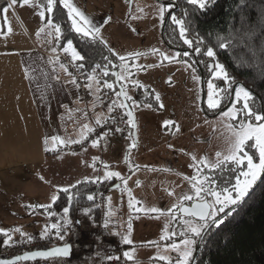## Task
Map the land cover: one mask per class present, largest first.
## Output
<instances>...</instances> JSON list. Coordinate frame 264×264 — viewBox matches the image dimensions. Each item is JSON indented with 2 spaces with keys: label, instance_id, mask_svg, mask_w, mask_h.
I'll list each match as a JSON object with an SVG mask.
<instances>
[{
  "label": "rangeland",
  "instance_id": "1",
  "mask_svg": "<svg viewBox=\"0 0 264 264\" xmlns=\"http://www.w3.org/2000/svg\"><path fill=\"white\" fill-rule=\"evenodd\" d=\"M32 1L39 7L37 0H30V3ZM88 1L91 6L98 5L96 0ZM106 1V4L111 5L110 11L114 8L113 12L110 14L108 10L99 14L96 26L100 28V36L108 48L118 58L126 57L124 62L121 61L119 74L123 73L127 77L120 81L132 97L129 102L135 117L136 139L128 124L125 136L119 132H103L101 141L99 137L97 146L93 147L92 141L95 139H90L89 132L84 128L89 118L82 115L80 119L84 124L81 123L83 129L80 128L79 134L82 136L78 140H84L85 144L81 147L73 150L62 148L46 156L47 161L44 159L41 163L28 155L0 157V233L14 238L21 236V232L26 234L48 225V212L28 206L51 204V197L59 189L80 180L76 178L77 171L89 174L93 167V178H97V170H101L102 177L106 171L120 174V178H113L115 183H120L121 193L111 189L109 202L115 209H118L117 205L121 208L118 230L122 241L124 236L129 235L128 224L132 225L129 236L131 243L122 245L123 253L131 255V259L124 255L125 264H176L178 253L169 246L173 243L179 245L182 240L190 238V234L182 235L184 237L179 239H175V236L185 232V221L192 219L181 216L174 205L191 202L182 201L180 197L184 194L194 195L189 178L197 175V166L200 178H206L207 168L199 165L200 159L206 157L210 163H214L217 152H226L229 133L224 125L229 121L223 119L221 113L236 103L235 91L231 106L214 115H206L201 106L202 87L198 73L187 60L181 58L180 54L184 52L162 41L163 21L159 18L158 10L163 3L158 0ZM2 12L0 35L1 32L9 33L3 36L6 39L13 33L22 36L23 32L15 27H10L11 32L8 31L9 26ZM30 20L35 21L32 16ZM41 24L42 20L39 26ZM153 49L176 59L164 60L161 55L153 53ZM133 53L143 55L132 56ZM122 63L127 65L126 69L121 67ZM194 76L198 79H194ZM133 81L139 82L142 87L134 86ZM207 85L208 81L205 86V105L210 110ZM148 88L154 96L145 92ZM138 89L141 91L138 92ZM117 92H112L115 102L120 100ZM157 93L160 101L151 102ZM146 95L148 100L145 99ZM161 103L163 108L159 107ZM149 104L151 107L145 106ZM242 119L241 116L232 123L238 124ZM165 120H171L174 124L166 128L163 126ZM133 141L135 147L130 148ZM21 145L22 148L13 150L16 152L20 148L23 154V143ZM193 156L196 157L195 161ZM129 196L138 202L134 203L132 209L129 208ZM137 207L142 210L135 211ZM151 208L159 211H145ZM172 215L176 219L172 220ZM166 226L167 239L162 240ZM14 229H20V232ZM160 256L168 257L169 261L160 260Z\"/></svg>",
  "mask_w": 264,
  "mask_h": 264
},
{
  "label": "trees",
  "instance_id": "2",
  "mask_svg": "<svg viewBox=\"0 0 264 264\" xmlns=\"http://www.w3.org/2000/svg\"><path fill=\"white\" fill-rule=\"evenodd\" d=\"M174 1L178 8L172 15L183 17L184 13H187V23L190 25L188 38L203 42L199 44L201 52L196 53L194 51L195 43L191 48L184 44L183 40L179 38L177 26L171 22L170 18L165 26L166 41L176 48L188 47L195 52L196 58L204 70L205 86L207 81L211 80L218 89H224L226 92L219 108L209 110L204 101L206 112L215 113L226 105L230 99L232 86L236 82L241 84H238L237 87L243 86L250 91L252 99L249 103L255 110L260 111L259 100L262 101L264 108V0H209L208 5L203 10L194 5H189L187 0ZM9 2L10 0H0V14ZM44 2L46 3V0ZM54 21L62 29V36L58 40L57 46L64 49L67 46V41L71 40L73 48L84 57L82 61L76 62L84 64L90 72H93L97 65H100L101 68L107 67L109 75L100 77L101 82L107 81L113 84V88L109 89L110 93L117 91L114 77L115 72L119 74L121 60L105 43H101L99 38L94 40L91 37H84L82 34L76 33L72 28V21L68 18V10L59 3V0H57L54 8ZM43 23V27H45L46 21ZM43 35L44 32H41L40 43ZM220 38H223L224 48L219 47ZM209 47L215 52L214 58L204 55ZM180 56L192 65L200 77L199 69L192 54L188 53L185 56L184 53H181ZM217 63L224 66V71L229 77L227 82L223 78L216 79L213 77L212 72ZM119 82L122 84L120 80ZM101 87L105 88L103 85ZM145 90L146 93H151L150 95L154 96L149 88ZM140 91L141 89H138V92ZM147 95L146 100H148ZM151 102L155 103L156 101L153 99ZM128 103L130 104L129 101ZM88 121H90L92 129L88 133V137L90 139L99 138V136H92L94 123L90 119ZM127 128L128 123L126 130ZM130 129L132 130L131 126ZM63 148L77 149L73 147L71 142L65 144ZM245 151L254 157V162H259L258 153L254 148L246 146ZM241 171H247L246 161L239 167L234 164H225L222 168H207L205 169L207 182L204 187H213L217 191L227 188L231 191L237 178L241 181L244 180ZM260 175L252 184L250 188L252 190H248L249 194L245 198L238 204L225 209L224 214L219 218L223 220V223L219 227L213 224L206 230V234L201 239V248L194 264H264V174L258 180ZM115 182V179L100 181L81 179L66 187L69 189L68 192L59 189L56 194L57 199L49 204L51 205L49 209L37 208L40 212H48L49 216L58 215L59 220L56 225L59 227L52 228L51 225L53 224L50 222L43 229L47 227L50 232L64 233L65 213L63 209L66 207L69 209L66 214L68 223L73 220L76 209L81 206L90 207L95 219L98 216L97 207L93 199L89 200L88 197L93 196L97 185L105 187ZM255 183L257 185L254 186ZM232 195L235 196L236 193L232 192ZM230 209L235 210L231 212V215H226ZM187 218L195 221L191 217ZM184 236L176 235L175 239ZM7 237L6 234L0 233V241L7 239ZM194 252L195 250H193L192 255Z\"/></svg>",
  "mask_w": 264,
  "mask_h": 264
},
{
  "label": "snow or ice",
  "instance_id": "3",
  "mask_svg": "<svg viewBox=\"0 0 264 264\" xmlns=\"http://www.w3.org/2000/svg\"><path fill=\"white\" fill-rule=\"evenodd\" d=\"M17 3H20V0H10L8 7L3 8L2 11L4 13H7L9 8L15 6ZM23 5H28L30 3V0H22ZM37 3L40 6V10L38 12V15L40 16L42 21H46L45 27H42L37 32V35H39L41 32H44L45 29H52L54 30V34L57 39H60L62 36V29L59 24H56L54 21V8L57 4V0H46V3L44 0H37ZM59 3L68 10V18L72 21V28L73 30L78 33L82 34L84 37H91L92 39H97L100 37V28L97 27L92 23V21L88 18V16L85 15L83 11H81L78 7H76L72 0H59ZM187 3L189 5H194L198 9L203 10L206 8V6L209 3V0H187ZM174 7L172 4H161L159 6L158 14L161 21L164 20L166 13L170 15L171 22L175 24L179 31V38L183 40L185 45H188V47H193L194 43L196 44L194 51L196 53L201 52V48L199 44L203 43L202 41H194L193 39H189V33H190V25L187 23V13H184L183 17H177L175 15H171V9ZM47 14V16H46ZM108 21H105L107 23ZM9 32H11V28L8 29ZM52 31L49 32V35H52ZM221 42L219 43V47L224 48L225 43L223 42V38H220ZM101 43H104L103 40H101ZM55 51V49H53ZM65 52L71 51V56L73 61H82L84 59L83 56H81L72 46V41H67V46L64 48ZM153 53L159 54L162 56L164 60L174 61L176 58L174 56H168L162 53H159L157 49L152 50ZM132 56H140L143 55L142 53H133ZM185 56L188 55L187 52L184 53ZM204 55L214 58L215 52L214 50L209 47L207 48L206 52H204ZM119 59L124 62L126 60V57L120 56ZM61 67H64V65H61ZM80 68H83V64H79ZM121 67L125 68L127 67L126 64L121 65ZM64 70L67 72V68L65 67ZM97 71L102 72L103 76H108L109 72L107 67L101 68L100 65L96 66V69L93 70V74H90L87 79L89 81L95 80L97 84H99V76H97L95 73ZM27 76V72L25 73ZM212 75L214 78L219 79L223 78L224 81H228L229 77L228 74L224 71V66L217 63L214 66V70L212 72ZM194 79H198L197 77H193ZM127 77L121 73L117 75V80H126ZM75 83V80L72 81ZM134 86L136 87H142V85L139 84V82L133 81ZM208 106L210 109H216L221 106L223 103V96L226 94L224 89H218L213 81H208ZM103 87L111 89L113 88V84L108 83L107 81L104 82ZM97 91H99V87L97 88ZM118 97H123V100L120 101L118 104L117 102H113L112 105L109 106V112L113 110L114 107H119L122 109H125V115L127 116V123L131 127H135V119L133 116V111L130 109V106L126 101H131L132 97H130L127 94L125 85L121 84L120 91L116 93ZM235 97H236V103L233 104L232 107L228 108L227 111H223L221 113V116L226 121H229V123H226L224 126L226 130L229 133V136L227 138V149L224 154L217 152L216 153V161L214 163H210L206 157H202L199 161V165H202L205 168H222L225 164H234L237 167L240 165L245 164L246 161V167L247 171H241V175L244 177V180L241 181L239 178H237L235 186L230 191L227 188L222 189L221 191H217L213 187L205 188L204 184L207 182V178H200V171L199 166H197V175L190 177L189 180L192 182V191L194 195L192 194H184L180 197L182 201H192L196 200L197 203H194L190 208L183 207V204L177 207V210L180 211L182 214L194 218L195 223H193L192 220H186L185 224L187 225V228L185 232H182L181 235H188L190 234V238L184 239L180 242V244L173 243L169 247L172 251H175L178 253V257L176 259V264H190L191 258H192V252L194 250V245L197 242V239H202L203 236L206 234V230L211 227V225L215 224L217 227L221 223H223L222 219H218L220 213H224L226 208H230L231 205L238 204L243 197L248 193V190L251 188L252 184L255 182L257 177L264 172V111H257L255 110L249 101H251L252 97L250 94V91L245 89L243 86H238L235 88ZM155 100L160 101V96L157 93L155 95ZM134 103V102H133ZM241 105V106H237ZM146 107H151V105H145ZM160 108H163L164 105L161 103L159 105ZM243 117L242 120L238 124H234L232 122L237 121L240 117ZM96 124H100V120H96ZM174 122L171 120H165L163 122L164 127H168L170 125H173ZM84 128L87 132H91L92 129L88 125H84ZM179 130L177 126V131ZM116 131H120L119 128L116 129ZM52 148L48 147L49 140L45 139L44 145H45V151H54L56 148V145H64L67 143L59 136H52L50 137ZM71 143H80V140H74L70 141ZM98 141L94 140L92 141V146H97ZM251 147L254 148L256 153H258V160L259 162H254V157L252 155H249L247 151H245V148ZM130 148L135 147V141L129 146ZM127 162V157L125 158ZM192 159L195 161L196 157L193 156ZM105 168H107V165H104ZM113 177L120 178V174L118 172L113 171H106L104 173L103 179H111ZM99 179V177L97 178ZM124 183L126 184L127 181L125 180ZM63 192H68V188L61 189ZM232 192H235L236 195L233 197ZM170 195L172 193H169ZM208 197H211L212 199H208ZM52 201L54 202L57 199L56 195H53L51 197ZM89 200H92L93 197L89 196ZM69 200H71V197H69ZM134 202L132 197L129 196V208L132 209L134 206ZM30 208H45L49 209L51 205H29ZM142 209L137 207L135 208V211L139 212ZM235 209H230L226 215H231V212ZM65 213V223H68L66 219V214L68 213L69 209L66 207L63 209ZM87 211V210H86ZM145 211L148 212H158L159 210L156 208L146 209ZM169 213L172 212L171 209L168 210ZM163 215V213H161ZM171 219L174 220L176 217L174 215L171 216ZM107 226V224H105ZM52 228H58L59 226L56 224L51 225ZM131 223L128 224V230L129 235H126L123 237L124 243H131V240L129 239V236L131 234ZM2 231V230H0ZM14 231L20 232V229H14ZM48 232V228L46 227L44 229V232L42 235H46ZM167 233L168 228L166 226L165 228V234L161 236V239H167ZM59 234V233H58ZM25 234L21 232V236H24ZM61 238H63L61 236ZM11 238L9 237V240ZM31 239V237H29ZM9 240H5L4 243L7 244ZM181 245L183 247H181ZM69 247L68 245H65L63 248H56L51 250L50 252H33L30 254H25L23 257H16L17 260L21 259H30L34 258L36 256H50V255H68ZM126 257L131 259V255L129 253H124ZM160 260L169 261L168 257L160 256L158 257ZM109 259H113V257H109ZM9 264H15V262H9ZM170 264V262H169Z\"/></svg>",
  "mask_w": 264,
  "mask_h": 264
},
{
  "label": "crops",
  "instance_id": "4",
  "mask_svg": "<svg viewBox=\"0 0 264 264\" xmlns=\"http://www.w3.org/2000/svg\"><path fill=\"white\" fill-rule=\"evenodd\" d=\"M96 1H98L96 3L98 5H95V7L91 6L88 0H72V3L83 11L94 25H97V16L106 13L108 10L110 11L111 5L110 3V6L106 4V0ZM85 2L86 5H84ZM35 4V1L29 3V5L19 3L9 8L7 13L2 12L8 26L15 27L16 30L23 33L22 36L17 34L18 37L13 33L7 39L3 36L9 35V33L1 32L0 35V157L28 155L36 158L35 160L41 163L44 159L47 161L46 156L56 153L65 144L78 140L82 136L79 133L81 132V123L84 124V122L81 121L80 116L86 117L87 113L86 107L70 87L69 79L64 75L62 68L56 67L46 51L37 49V46L40 45L41 34L37 35V32L43 27L44 21L39 26L41 20L38 15L40 6L37 7ZM31 16L35 21L30 20ZM27 27H30V29ZM26 29L29 31L27 32ZM99 39L103 40L101 36ZM95 74L100 75L101 78L103 77L100 71ZM101 78L100 81H102ZM103 84L104 82L97 84L94 80L92 88L95 92H98L97 88L100 89ZM116 102L118 104L120 101ZM122 110L125 112L124 109ZM107 116L108 112L101 110L93 116L94 122L100 120V123H102ZM88 122L87 120L86 125L91 128V124ZM101 135L99 136L100 141ZM52 136H59L67 143L56 145L54 151H45L44 141L48 139V147L52 148L50 140ZM97 139L95 138V140ZM21 143L24 146L23 154L20 148L16 152L14 151L16 147L22 148ZM77 172L76 178H80V180L87 178L98 181L105 180L101 176V170L96 172L99 179L93 178L95 173L93 167L92 173L89 174L81 172V170ZM115 184L118 185L115 186ZM105 187L109 188L108 203L111 209L110 217L114 225L112 231L120 238L118 224L121 220L119 211L121 208L119 205H115L118 208L115 209L114 205L112 206L109 202L111 189H117L121 193L120 183ZM43 228L42 230H44ZM122 254L125 257L123 249Z\"/></svg>",
  "mask_w": 264,
  "mask_h": 264
},
{
  "label": "built area",
  "instance_id": "5",
  "mask_svg": "<svg viewBox=\"0 0 264 264\" xmlns=\"http://www.w3.org/2000/svg\"><path fill=\"white\" fill-rule=\"evenodd\" d=\"M50 31H52V35H49ZM41 39L37 49L46 51L56 67L62 68L64 75L69 79L70 87L86 107L87 116L94 123L92 136H100L103 131L119 132L125 136L127 133L125 112L119 107H114L109 112V106L114 102V96L110 93L111 89L101 87L98 92L93 90L92 81L87 79L93 73L84 64L83 68H80L79 64L82 63L72 60L71 51L65 52L63 48L57 46L59 39L56 38L54 30L46 29ZM65 67L67 72L64 70ZM73 80L75 83L72 82ZM99 83L102 82L99 80ZM101 110L108 112L107 119L96 124L93 116ZM117 128L120 131H116ZM83 144L85 142L82 140L80 143H73V147L79 148ZM108 192V187L97 185V189L93 193V202L98 212L95 219L90 207L81 206L76 209L73 220L64 223V233L58 234L48 231L46 235H42L44 230L39 229L28 232L24 236L18 235L10 240L8 237L5 239L9 240L7 244L4 243L5 240L0 241V261L9 260L26 252L42 251L53 246L69 244L68 256H52L13 262L15 264H124L121 249L122 241L112 231L114 225L110 217ZM49 219L52 224H57L59 220L56 214L51 215ZM109 257H113V259H109Z\"/></svg>",
  "mask_w": 264,
  "mask_h": 264
},
{
  "label": "water",
  "instance_id": "6",
  "mask_svg": "<svg viewBox=\"0 0 264 264\" xmlns=\"http://www.w3.org/2000/svg\"><path fill=\"white\" fill-rule=\"evenodd\" d=\"M130 1H131V0H130ZM160 1H161V0H160ZM161 2L164 3V4H168V3L164 2V1H161ZM172 12H173V10H171V13H172ZM169 17H170V15H168V14L166 13L165 18H164V20H163V24H162V29H161V38H162V41H163L166 45H168V43L166 42L165 37H164V30H165V26H166V24H167V21H168ZM168 46H170V45H168ZM188 51H189L190 53H192V56H193V58H194V61H195L196 65H197L198 69L200 70V79H201V87H202L201 106H202V110L205 112V106H204V101H205V75H204V72H203V70H202V66H201V64L198 62V60H197V58H196L195 53H194V52H191L190 50H188ZM117 75H118L117 72H115L114 84H115V86H116V88H117V90H118V92H119V91H120L121 84H120L119 80H117ZM238 84L241 85L239 82H236V83L232 86L231 93H230V99H229V102H228V104L223 108V110L226 109V108L232 103L233 98H234V91H235V88L237 87ZM253 93H254V92H253ZM120 100L122 101V100H123V97H120ZM259 102H260V111H264L262 101L259 100ZM126 103H128V101H126ZM128 104H129V103H128ZM129 106H130V104H129ZM130 109H131V107H130ZM124 110H125V109H124ZM131 110H132V109H131ZM125 112H126V110H125ZM214 114H216V113H214ZM214 114H213V115H214ZM133 116H134V113H133ZM134 119H135V117H134ZM135 125H136V123H135ZM132 135H133V138L136 139V126H135L134 128L132 127ZM263 174H264V172L261 173V175H260V177L258 178V180L261 179V177L263 176ZM117 185H118V184H115V186H117ZM255 185H257V183H255L254 186H255ZM250 190H252V189H250ZM248 194H249V192H248L243 198H245ZM197 202H198V201H196V200H192L190 203H183V207L190 208L194 203H197ZM228 210H229V209H228ZM178 212H179V214H180L181 216L188 217V216L182 214L180 211H178ZM223 214H224V213H221V214L219 215L218 219H219ZM193 219H194V218H193ZM200 242H201V239L198 238L197 243H196V246H195V252H194V255H193V257H192L191 264H194L195 259H196V256H197L198 253H199V250H200V248H201ZM65 245H68V247H69V252H70V245H69V244H63V245L53 246V247H51V248H49V249H47V250L26 252V253H23V254H21V255H19V256H17V257H23V256H25V254H30V253H33V252H50L51 250L56 249V248H63ZM69 252H68V255H69ZM68 255H66V256H68ZM52 256H64V255L36 256V257H34V258H30V259H26V260H34V259L48 258V257H52ZM21 260H25V259H21ZM13 261H17L16 257L11 258V259H9V260L0 261V264H6V263H9V262H13Z\"/></svg>",
  "mask_w": 264,
  "mask_h": 264
},
{
  "label": "flooded vegetation",
  "instance_id": "7",
  "mask_svg": "<svg viewBox=\"0 0 264 264\" xmlns=\"http://www.w3.org/2000/svg\"><path fill=\"white\" fill-rule=\"evenodd\" d=\"M159 2H161V1H164V2H166V3H168V4H172V5H174V7H172V9L171 10H173V12L171 13V15L175 12V10L178 8V6L176 5V2L174 1V0H158ZM162 3V2H161ZM164 4V3H163ZM170 18V17H169ZM164 33H165V30H164ZM164 37H165V34H164ZM166 40V39H165ZM167 42V41H166ZM168 43V42H167ZM168 45H170L169 43H168ZM170 47H173V48H175V49H177L178 51H182V52H187V53H190L188 50H190L191 52H193L190 48H188V47H174V46H172V45H170ZM195 53V52H194ZM190 54H192V53H190ZM202 70H203V67H202ZM199 72H200V70H199ZM203 72H204V70H203ZM229 102V101H228ZM228 102L226 103V105L228 104ZM226 105H224L222 108H220V109H218L215 113H218V112H220L221 110H223V108L226 106ZM232 104H230L229 106H231ZM228 106V107H229ZM227 107V108H228ZM226 108V109H227ZM226 109H224V110H226ZM205 113H206V115H208L210 112H206V110H205ZM214 113H210L209 115H213ZM188 203H190V202H188ZM191 261H192V258H191ZM191 261H190V264H191Z\"/></svg>",
  "mask_w": 264,
  "mask_h": 264
}]
</instances>
